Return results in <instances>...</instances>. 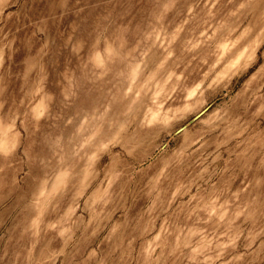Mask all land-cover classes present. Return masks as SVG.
Masks as SVG:
<instances>
[{"label": "clouds", "instance_id": "9594fccd", "mask_svg": "<svg viewBox=\"0 0 264 264\" xmlns=\"http://www.w3.org/2000/svg\"><path fill=\"white\" fill-rule=\"evenodd\" d=\"M118 2L93 21L92 0H57L37 28L0 0V23L16 25L0 28V185L64 176L48 203L68 205L58 264H264V82L236 88L264 55V0H205L226 32L210 10L182 17L190 0H164L179 22L155 16L166 43L136 47L133 0Z\"/></svg>", "mask_w": 264, "mask_h": 264}, {"label": "rangeland", "instance_id": "374dc122", "mask_svg": "<svg viewBox=\"0 0 264 264\" xmlns=\"http://www.w3.org/2000/svg\"><path fill=\"white\" fill-rule=\"evenodd\" d=\"M56 3L57 0H35V2L34 0H19V3L9 10L14 11L21 5H25V12L31 18L33 24L39 28L45 26L44 20L55 8ZM222 3L226 4V0H222ZM75 4L76 0H69L70 9H74ZM92 6L95 9L93 15V21H95L119 8L120 3L118 0H92ZM188 6H192L204 18H207V11L210 10L213 26H219L221 32L227 31L229 22L225 19L226 13L220 5L213 7L209 3L208 9L201 12L202 9H205V0H198V2L197 0H190V4L183 7L182 17H187ZM171 8V3H165L164 0H133L129 20L133 22L139 35L137 39L130 41L132 47H136L140 43L141 38L144 41L151 38L153 43L158 40L159 44L163 46L168 36L162 34L159 30H156L155 37L152 36L153 18L162 15L169 24L178 23L176 12L180 8L178 6L177 9L169 11ZM5 16H7V12ZM0 28L3 29L4 33L15 32V21L9 22L5 20L0 23ZM202 31H204V28H199L196 36H199ZM212 34V30L209 29L208 36L211 37ZM237 36L238 33L234 34L231 40L235 42ZM182 37L186 40L192 39L190 33H182ZM124 38L128 40L127 35ZM224 43H227V41H224ZM246 46L243 43L234 44L237 49V55L243 52ZM221 47L223 48V45ZM261 53H264V48H261ZM246 63H252V67L246 74L245 79L236 84V88L241 93H243L246 84L251 86L249 82H264V55L254 58V62L246 60ZM204 71H208V69L205 68ZM14 87L26 90L22 75L20 83L18 85L14 84ZM253 93L264 96V92H260L258 89H253ZM44 107L42 100L37 101L35 105L37 111L43 110ZM12 179L11 177H5L3 184L0 185V264H30L32 259L37 261L43 259L47 264H58L56 254L62 246V240L59 238L60 222L61 217L67 212L68 205H64L63 210L58 213H51L48 211V203L51 199L49 193L54 192L65 182L64 176L57 173L55 182L51 187L46 184V178L43 176H33L29 181L23 174H20L14 177L18 181L17 184H13ZM98 187L99 185H97ZM103 195V193H97L95 199L100 200ZM76 216H83L86 220L91 218L90 212H86L82 204L76 212ZM113 223L115 224L117 221H113ZM34 245L36 246L33 247ZM30 249L32 250L31 257L29 256Z\"/></svg>", "mask_w": 264, "mask_h": 264}]
</instances>
